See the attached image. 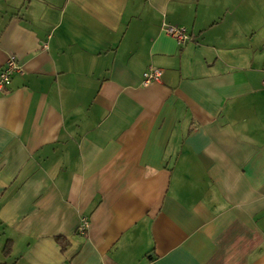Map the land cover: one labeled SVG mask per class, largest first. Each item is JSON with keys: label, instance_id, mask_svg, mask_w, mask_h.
Listing matches in <instances>:
<instances>
[{"label": "crops", "instance_id": "crops-1", "mask_svg": "<svg viewBox=\"0 0 264 264\" xmlns=\"http://www.w3.org/2000/svg\"><path fill=\"white\" fill-rule=\"evenodd\" d=\"M10 56L0 264H264V0H0Z\"/></svg>", "mask_w": 264, "mask_h": 264}, {"label": "built area", "instance_id": "built-area-1", "mask_svg": "<svg viewBox=\"0 0 264 264\" xmlns=\"http://www.w3.org/2000/svg\"><path fill=\"white\" fill-rule=\"evenodd\" d=\"M162 31L176 40L179 44H184L192 37L188 33L185 26L182 25H171L163 23L161 26ZM22 71L21 66L19 65L17 59L14 56H10L6 63L0 68V92L10 84L11 78L14 73ZM162 74V69L149 66L142 76L143 84L147 85L155 81H159ZM262 84L264 86V77L262 79ZM87 226L86 221H82L79 230L83 231Z\"/></svg>", "mask_w": 264, "mask_h": 264}, {"label": "trees", "instance_id": "trees-1", "mask_svg": "<svg viewBox=\"0 0 264 264\" xmlns=\"http://www.w3.org/2000/svg\"><path fill=\"white\" fill-rule=\"evenodd\" d=\"M57 242H59V244L61 245L62 250L66 247V240L64 238L61 237H57L56 238ZM8 249L9 248H5L4 249V253H8Z\"/></svg>", "mask_w": 264, "mask_h": 264}, {"label": "rangeland", "instance_id": "rangeland-1", "mask_svg": "<svg viewBox=\"0 0 264 264\" xmlns=\"http://www.w3.org/2000/svg\"><path fill=\"white\" fill-rule=\"evenodd\" d=\"M248 0H244V2H247Z\"/></svg>", "mask_w": 264, "mask_h": 264}]
</instances>
